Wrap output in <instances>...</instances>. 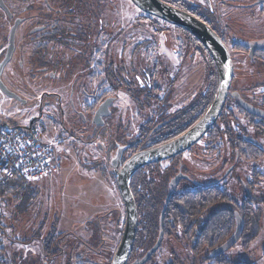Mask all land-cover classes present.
<instances>
[{"label":"flooded vegetation","instance_id":"1","mask_svg":"<svg viewBox=\"0 0 264 264\" xmlns=\"http://www.w3.org/2000/svg\"><path fill=\"white\" fill-rule=\"evenodd\" d=\"M162 1L209 27L225 45L232 66L233 58L238 56H245L250 62H257L264 66V38L242 39L240 20V14L245 15L244 19L264 18V0H242V2L240 0ZM44 4L47 11H53V7L45 0ZM136 9L141 13L137 18L138 25L141 22L148 23L153 29L151 33H155L154 36L156 35L158 41H151L150 38L144 41H134L138 38L132 37L130 31H136V36H138L139 31L143 30L145 25H137L134 28V24H132L127 28L123 26L117 31L111 27L110 31L102 34V19L99 17L95 20L96 22L94 21L93 31L90 27L82 24V19L74 23L71 22L72 20L69 22L65 17L63 19L68 24L67 28H61L67 31L61 36L51 34L55 29H58L48 23V21H53L51 19L45 24L36 22L32 26L33 33L41 31V35L36 34L33 38V42L37 43V46L39 42L41 43L33 60L35 68H37L36 73L43 74L44 81L49 86H54L50 92L44 90L40 93L47 97L53 96L56 100L55 106L59 109L63 104L71 107L66 112L61 108L57 117L44 118L53 122L50 129L43 125L41 122L43 119L38 121L42 115L37 120H33L32 126L39 125L40 132L49 135L62 145L65 144L67 150L76 148V144L82 143L86 147L87 154L85 156L93 155L94 160L97 159L98 163H105V166H108V171L106 169L103 174L105 177L114 178V186L118 192L117 195L124 214L126 208H124L123 198L117 186V173L124 162L136 153L155 150L188 132L205 115L208 108L204 111V105L212 96L214 99L219 86L218 67H216L213 55L208 52L198 38L188 30ZM73 18L75 19V17ZM87 18L88 16L85 17V20ZM71 24H76L73 27L76 31L68 30ZM47 28L51 31L43 33ZM86 29L87 31L83 32ZM171 30L174 34L172 35L173 40L167 41L163 34ZM128 37L130 38L128 39ZM50 44L69 51V55L65 54L63 50L54 53L51 49L53 46L49 48ZM194 59L201 62L203 80L195 90L196 92L188 99L186 77L187 73L191 72ZM4 68L0 73L1 82ZM62 73H64L63 76ZM234 84L233 70L232 81L222 113L213 127L204 133L198 142L179 155L159 160L157 163L146 164L134 172L128 184L130 189L135 173L138 172L144 177V181L141 183V197L134 196L138 219L136 231L140 229V209L162 208L165 210L171 200L174 203H179L178 200L181 199V194L184 192H193L212 185L206 184L202 188L188 189L192 184H200V182L197 184L195 181H191L192 175L197 174L199 178H202L203 167L215 156L220 160L225 158L227 151L224 147L225 137L227 147L231 150L230 155L232 154V157H228L232 160L239 159L240 138H243L242 143L247 142L245 146L249 149L252 148L251 141L258 142L257 144L260 145L256 138H251V134H248L249 119L244 118L242 114L244 110L248 112V105H250L249 108H258L260 104L254 106L249 103L241 91H236L235 87L233 88ZM59 86L66 88L64 101L61 95L63 92L61 94L55 92ZM5 87L7 86L5 85ZM7 88L9 89V87ZM74 89H76L75 95ZM239 120L247 123V130ZM260 120L264 121V119ZM80 125L83 126L82 129L79 128ZM214 139H216L215 142H213ZM193 150L195 151L192 152ZM90 152H96V154ZM191 159L194 160L196 166L189 165ZM177 160L176 166L174 163ZM171 171L174 172L173 175H170ZM141 200L144 202L142 203ZM117 215L114 216L115 222H113L116 225L119 222ZM123 220L118 231L120 235L116 241L115 250L123 233L125 216ZM201 224L198 220L194 232L190 235H188V230L180 227H176L170 237L164 234L163 230L161 243L165 238H172L178 232L176 237L185 239L187 242L185 249L189 247L191 259H195L200 256L193 250L199 231L198 227ZM159 233L160 218L157 236L146 237L144 239L147 242L146 245L136 247L135 237L127 264L138 263L155 246ZM158 249L145 264H156L153 263V257ZM88 251L90 250L88 249Z\"/></svg>","mask_w":264,"mask_h":264},{"label":"rangeland","instance_id":"2","mask_svg":"<svg viewBox=\"0 0 264 264\" xmlns=\"http://www.w3.org/2000/svg\"><path fill=\"white\" fill-rule=\"evenodd\" d=\"M3 1L11 17L8 18L0 7V62L8 45L5 46L4 40L9 35L13 21L19 19L22 22L16 28L14 54L6 63L2 75V82L18 98L12 99L0 91V124L12 129H27L33 120H37L42 115L38 121L43 119L41 121L43 125L50 129L53 122L44 118L57 117L61 108L66 112L71 107L63 104L59 109L55 106L56 100L53 96L47 97L40 93L44 90L50 92L54 86H49L44 81L43 74L36 73L37 68L33 60L41 43L39 42L37 46L33 38L36 34L41 35V31L33 33L32 26L36 22L45 24L51 19L53 21H48L49 24L67 28L68 24L63 19L65 17L53 13L54 8L58 10L59 7L62 9L63 7L56 0H46L53 7L51 12L47 11L44 0ZM68 3L72 4L73 0ZM87 3L88 6L81 3L73 12L74 23L82 19V24L93 31L95 20L99 17L102 19V34L110 31L111 27L117 31L123 26L127 28L134 24L133 27L136 28L138 25L137 18L141 13L129 0H88ZM86 16H88L87 20H85ZM244 17L245 15L240 14L242 39L264 38V18H248V21ZM75 25L71 24L69 27H75ZM139 25L145 26L139 31L138 36L136 31H130L132 37L138 38L134 41H144L149 38L151 41H158L156 35L154 36L155 33H151L153 29L148 23L141 22ZM50 31L47 28L43 33ZM163 35L166 36L167 41L173 40L172 30ZM49 48L53 49L54 53L63 50L61 47H58L59 49L55 47V44H50ZM69 53L65 51V54L69 55ZM233 67L235 77L233 88L241 91L244 98L254 106L261 104L264 98V66L257 62H250L245 56H238L233 58ZM202 69L201 62L194 59L191 72L187 73L186 77L188 99L196 92L195 90L203 80ZM57 88L55 92L58 94L63 92L61 95L64 101L66 88L64 86ZM75 93L76 89H74V95ZM239 121L247 130V123ZM262 122L264 125V121ZM35 127L40 132L39 125ZM79 128L82 129L83 126L80 125ZM248 131L251 138H256L264 149V133L262 136L256 134L251 126ZM39 143L48 144L55 150L54 171L41 179H25L26 191L23 193H1L0 191V248L3 249L0 254L1 259L5 261V264H110L125 214L114 186V178L105 177L103 174L106 169L108 171V166L106 167L105 163H98L93 155L85 156L86 147L82 143L76 144V148L67 150L65 144L56 142L42 132L39 135ZM224 147L227 149L225 158L220 160L215 156L203 167V171L200 170L204 173L202 178H199L197 174L192 175L191 181L197 184L200 182V184H192L188 189L216 184L220 188H225L232 203L207 210L201 216L199 223H204L208 215L218 208H231L239 223L237 206L242 205L244 199L248 198L257 214L255 238L246 247L243 244L244 240L241 239L221 255L222 259L229 263L264 264L262 257L264 253V179L261 178L258 181L254 179L256 173L260 175L264 173V157L253 162H246L242 158L232 160L228 157H232V154L230 155L231 150L227 147L226 137ZM90 153L96 154V152ZM177 164L178 160L174 165L177 166ZM192 164L196 166L191 159L189 165ZM34 193L38 194L37 198L29 199V196ZM116 215L117 221L119 220L117 225L113 223ZM56 219L57 232L64 233L66 236L58 241L57 246L52 245L49 253L45 255L43 242L54 228ZM177 234L178 232L172 238L163 240L153 257V263L209 264L205 259L210 254L209 251L204 250L199 257L191 259L189 247L185 249L187 242L184 238L183 240L177 238ZM59 248L60 251L56 254Z\"/></svg>","mask_w":264,"mask_h":264},{"label":"trees","instance_id":"3","mask_svg":"<svg viewBox=\"0 0 264 264\" xmlns=\"http://www.w3.org/2000/svg\"><path fill=\"white\" fill-rule=\"evenodd\" d=\"M59 5H62V8H54L53 13L54 14H60L61 17H66V19L70 22H73L72 15L75 9H77L81 3L87 4L86 0H73V3L69 4L68 2L70 0H56ZM68 3V5H66ZM67 6V8H66ZM88 6V4H87ZM67 21V22H68ZM69 31L75 30L73 27L68 28ZM67 30H64L61 27H58V29H55L53 33L56 36L63 35ZM76 31V30H75ZM84 30L83 32H86ZM71 33V32H70ZM8 37L5 38V46L8 44L7 41ZM215 92V91H214ZM213 96L206 102V105H204V111L209 108L208 106L212 103ZM250 105H248V112L245 110L242 111V114L244 115V118L249 119L250 126L253 127L254 131L257 134L263 135L264 133V126L262 125V120L264 119V100L259 105L258 108H249ZM247 113V114H246ZM32 126V124H30ZM216 139L213 140L215 142ZM241 143L239 146L238 151V157L242 158L246 162H253V161H259L264 157V149L261 145H258V142L251 141L252 148L249 149L245 145L247 142H243V138H240ZM56 160V159H55ZM54 165V164H53ZM135 177L132 180L131 183V193L133 197L136 195L140 196V193L142 191V185L144 181V177L139 174L138 172L135 173ZM264 179V173L258 174L256 173L254 175L255 180H261ZM25 178L23 177H12V180L9 181V183L6 184H0V191L1 193H9L13 192L15 194L19 192H25ZM248 189V186H246ZM253 188V187H250ZM181 199L178 200L179 203H174L172 200L170 203L166 206V209L164 211V222H163V229L164 234L167 236H171V232L176 230V227H180L181 229L188 230V235L194 232L195 227L198 223V220H200L201 216L209 209L215 208L218 205H231V200L229 198L228 193L223 188L222 190L218 186L209 185L204 187V189L194 190L193 192H184L181 194ZM38 194L34 193L29 196V199H35L37 198ZM141 197V196H140ZM29 201V200H28ZM143 203L144 200H141ZM162 212V208L154 209V208H143L140 209L139 215H140V229L137 230L136 235V247L138 245H146L147 242L144 241L146 237L149 236H157V233L159 231V216ZM236 213L239 215V223L237 222L236 215L234 214V211L231 208H218L215 211H213L209 217L205 220L204 223H202L198 228V235L196 237V244L194 252L198 254H202L204 250L209 251L210 254L207 256L206 261L209 262V264H236V263H229L227 261H224L222 259V255L219 254L216 257H213L211 253L213 250L217 249L219 246L223 245L224 243L228 242L231 237L235 234L237 230V226L239 224L240 226V233L238 235L237 241L243 239L244 247L247 246L252 240L255 238V223H256V209L253 207V204L251 203V200L248 198L244 199L242 202V205L237 206ZM55 226L51 230V232L48 234V237L45 239V242H43L44 246V254L47 255L49 253V249L52 247V245H58V241L65 238L66 234H59L57 232V219L55 220ZM152 237V238H153ZM151 238V239H152ZM148 239V238H147ZM152 241V240H151ZM236 241V242H237ZM235 242V243H236ZM153 243V242H152ZM234 245V244H233ZM231 245V246H233ZM230 246V247H231ZM3 249L0 248V254ZM59 250L56 254H58ZM114 253V252H113ZM112 253V257H113ZM263 260H264V253H263ZM0 264H5V261L1 259L0 257ZM240 264V263H238ZM246 264V263H242Z\"/></svg>","mask_w":264,"mask_h":264},{"label":"water","instance_id":"4","mask_svg":"<svg viewBox=\"0 0 264 264\" xmlns=\"http://www.w3.org/2000/svg\"><path fill=\"white\" fill-rule=\"evenodd\" d=\"M129 1L132 2L136 8L142 10L146 14L155 16L159 19H164L172 25H176L185 30H188L196 38H198L200 42L204 44L208 52L213 55L216 67H218L219 86L217 89L218 91L213 99V102L208 108V110L205 112V115L188 132L180 135L178 139L173 140L166 145L157 147L155 150L134 154V156L124 162L122 168L117 173V186L119 188L121 197L123 198L124 208H126L125 225L122 231L123 233L119 241V245L115 250V253L113 254L114 256L110 264H127V261L131 255L130 253L135 243L134 240L137 233L136 229L138 219L134 197H132L130 185H128L130 178L134 175L135 171H137L143 166H146V164L157 163V161L159 160L179 155V153L188 150L191 145L198 142L202 138V135L213 127L215 121L221 115V111L226 102L225 100L228 94V88L231 84L233 76V66L231 63L230 55L225 45L222 44L221 40H219L217 35L212 32L209 27L204 25L202 22L192 18L187 13H183L170 7L162 0ZM0 7L5 11L7 17L10 18L11 14L9 12L8 7H6V5L4 4L3 0H0ZM19 23V19L15 20L12 27L9 29L10 32L7 40L8 45L6 47L3 60L0 63V73L6 63L11 59L12 55L14 54V39L17 30L16 28ZM0 89L4 95L16 99L17 96L12 93L7 87H5L1 80ZM164 211L165 210L163 209L159 216L160 233L159 238L156 241L157 243L140 261H138V263L133 262L131 264H145L160 246L163 235L162 226L164 220ZM237 227L238 228L235 234L231 237V239L223 245L219 246L217 249H215V251L212 253L213 257L218 256L237 241L238 235L240 233L239 224Z\"/></svg>","mask_w":264,"mask_h":264},{"label":"built area","instance_id":"5","mask_svg":"<svg viewBox=\"0 0 264 264\" xmlns=\"http://www.w3.org/2000/svg\"><path fill=\"white\" fill-rule=\"evenodd\" d=\"M55 150L39 143V132L33 126L12 129L0 124V184L12 177L41 179L54 171Z\"/></svg>","mask_w":264,"mask_h":264}]
</instances>
